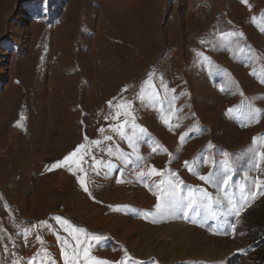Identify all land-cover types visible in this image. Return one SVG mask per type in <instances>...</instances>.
<instances>
[{"label": "rangeland", "instance_id": "obj_1", "mask_svg": "<svg viewBox=\"0 0 264 264\" xmlns=\"http://www.w3.org/2000/svg\"><path fill=\"white\" fill-rule=\"evenodd\" d=\"M61 103L67 142L43 164ZM257 153L264 0H0V264H264Z\"/></svg>", "mask_w": 264, "mask_h": 264}, {"label": "bare ground", "instance_id": "obj_2", "mask_svg": "<svg viewBox=\"0 0 264 264\" xmlns=\"http://www.w3.org/2000/svg\"><path fill=\"white\" fill-rule=\"evenodd\" d=\"M139 3L143 4L144 0H138ZM141 6V5H140ZM73 12V11H72ZM61 26H63V24H61ZM73 32V31H72ZM72 35V34H71ZM17 36V35H16ZM73 37V36H72ZM95 42V41H94ZM93 42V43H94ZM71 43V40L69 38H63L62 40L55 42L54 46L57 47L56 50L52 49V59L53 60H60L61 57V52L67 50L68 45ZM95 47V46H94ZM92 50V49H91ZM90 50V51H91ZM95 50V49H93ZM96 51V50H95ZM101 51V50H100ZM99 51V52H100ZM105 51V50H104ZM98 52V53H99ZM106 52V51H105ZM72 53V50H71ZM81 53V52H80ZM93 53V52H92ZM104 53V52H103ZM90 54V53H89ZM95 54V53H94ZM71 55V54H70ZM69 55V56H70ZM65 57V56H64ZM97 58H95L94 64H95V74L93 77V81H94V86L91 88L90 91V99L92 98H96L100 93H101V83L100 80L101 79H106L108 80V83H113L115 81V71L119 66L118 62L115 59V55L113 54H108V55H99L97 54L96 56ZM72 57H70L71 59ZM69 59V60H70ZM79 59V57H78ZM68 60V62H69ZM71 61V60H70ZM85 61V60H84ZM65 62V61H64ZM72 62V61H71ZM87 62V61H86ZM70 64V63H69ZM68 65V63H67ZM71 65V64H70ZM87 66V65H86ZM70 67V66H69ZM89 67V66H88ZM84 68H85V64H84ZM84 70V69H83ZM91 70V69H90ZM88 71V70H87ZM84 72V71H83ZM86 72V71H85ZM91 72V71H90ZM84 74V73H83ZM86 74V73H85ZM91 73H88V75ZM87 75V74H86ZM92 75V74H91ZM84 77V76H83ZM123 77L127 78V76L123 75ZM91 78V77H90ZM86 79V77H85ZM90 80V79H89ZM56 89V88H55ZM89 95V94H88ZM53 96V95H52ZM62 96H64L62 94ZM64 100V98H62ZM56 102V101H55ZM66 106V104H65ZM65 106L62 105V103L58 106H55L54 109L53 104L51 106V108L53 109L52 113H54L59 119L58 122H54V118L53 119H49L48 123H47V127H46V131L47 133L45 134V137H43L41 146L40 148V152L38 153L39 159L41 160V162L44 164L45 161H47L48 159V155L52 152L53 149H57V147H63L64 143L67 142V134H68V127H70L68 125V121L69 119H67V115L70 114V112L66 111ZM51 110V109H50ZM52 115V114H51ZM44 136V135H43ZM10 138H12L11 142L15 143V138H16V134L13 133ZM39 151V150H38ZM60 152V151H59ZM56 153V152H55ZM43 168V166H41L40 170L41 171ZM41 176V175H40ZM45 176V175H44ZM62 178V175L60 176ZM47 178V177H46ZM39 188L44 189L47 188V180L44 179L43 177H39ZM60 185V184H59ZM40 189H38V191H36V195L34 196V198L37 197V195H40ZM87 230V228H86Z\"/></svg>", "mask_w": 264, "mask_h": 264}, {"label": "snow or ice", "instance_id": "obj_3", "mask_svg": "<svg viewBox=\"0 0 264 264\" xmlns=\"http://www.w3.org/2000/svg\"><path fill=\"white\" fill-rule=\"evenodd\" d=\"M138 98H139L141 101H143V100L145 99L144 95H140ZM149 99H150V98H149ZM229 111L231 112L232 110L230 109ZM140 131L143 133L145 130H144L143 128H141ZM121 135H122V137H123V133H121ZM123 138L128 139L129 144H132V143H133L132 138H130V137H123ZM97 143H98V141H97ZM80 147H83V145H81ZM74 155H75V152L70 153L67 157L64 158V161L71 160L72 157H73ZM257 155H259V156H264V153H257ZM64 161L57 162V163H58V164H61V163H63ZM54 166H56V165H54ZM153 172H157V170H156L155 168H153ZM200 179H201V180H211V176H208V177L201 176ZM81 183H83V181H81ZM223 183L226 185V184L228 183V180L225 179V180L223 181ZM173 187H175V186H173ZM85 190H87V189H85ZM189 195L191 196L192 193H189ZM192 204H193V201L190 200V202H189V204H188L187 207H188V208H191V207H192ZM156 208H157L159 211H161V212H168V211L170 210L168 207H166V206H164V205H162V204H160V203H158V204L156 205ZM237 215H239V213H237ZM56 219H57V220H60L61 218H60V217H56ZM81 231H83V230H81ZM77 242L79 243V241H77ZM84 255H85L86 257L88 256V251H87V249L84 250ZM66 258H67V257H66ZM72 264H76V259H75V257H73Z\"/></svg>", "mask_w": 264, "mask_h": 264}]
</instances>
